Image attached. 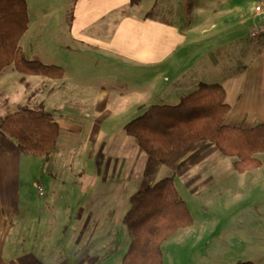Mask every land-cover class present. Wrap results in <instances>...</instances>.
Returning a JSON list of instances; mask_svg holds the SVG:
<instances>
[{
    "label": "crops",
    "instance_id": "crops-1",
    "mask_svg": "<svg viewBox=\"0 0 264 264\" xmlns=\"http://www.w3.org/2000/svg\"><path fill=\"white\" fill-rule=\"evenodd\" d=\"M194 1L186 24L182 0H167L166 7L162 0H75L64 39L59 24L32 28L30 19L20 40L25 56L32 59L36 42L43 63L55 64L47 60L62 55L73 63H59L65 69L60 79L20 74L12 65L0 73V122L15 95H25L31 84L51 85L40 102L60 113L57 147L47 158L21 153L15 140L0 133V264L105 263L112 253L103 255L101 247L114 245L131 196L165 177L189 208L188 197L207 209L222 189L254 205L260 212L245 216L246 226L255 223L245 252L253 264H264V152L257 154L262 165L246 172L236 170V157L208 141L161 162L124 131L152 105H177L201 83L225 89L227 125L264 122V33L252 36L264 26V14L256 12L264 0ZM171 5L178 7L172 10L177 18L153 14ZM80 56L83 69L74 65ZM194 227L195 221L165 242Z\"/></svg>",
    "mask_w": 264,
    "mask_h": 264
},
{
    "label": "trees",
    "instance_id": "trees-1",
    "mask_svg": "<svg viewBox=\"0 0 264 264\" xmlns=\"http://www.w3.org/2000/svg\"><path fill=\"white\" fill-rule=\"evenodd\" d=\"M132 4L140 0H131ZM194 0H182L181 19L188 24ZM30 24L27 0H0V73L13 66L20 74L60 79L65 69L28 59L20 40ZM230 112L221 84L201 83L177 105H152L142 115L124 125L149 158L165 162L173 152L200 141L218 146L226 156L236 157L235 168L246 172L262 165L264 122L251 128L230 126ZM0 133L16 141L25 155L49 157L57 147L60 124L45 107L9 113L0 122ZM125 215L130 246L122 264H165L162 245L180 229L190 227L194 218L186 201L170 177H165L130 198ZM236 264H253L239 261Z\"/></svg>",
    "mask_w": 264,
    "mask_h": 264
},
{
    "label": "rangeland",
    "instance_id": "rangeland-1",
    "mask_svg": "<svg viewBox=\"0 0 264 264\" xmlns=\"http://www.w3.org/2000/svg\"><path fill=\"white\" fill-rule=\"evenodd\" d=\"M74 1L75 0H27L31 27H38L43 22L59 24L61 29L58 34L61 39H64V26L68 24L71 16V14L68 13V9L72 8ZM162 1H164L165 7L170 4L167 3V0ZM64 6L67 7L61 14V12H59V7L62 9ZM165 7H163V9L154 10L153 14L161 15L168 19H175L179 16L172 12V10H176L178 7L171 5L168 12H163ZM36 45V42H34L33 50L30 51V57L34 60H39L41 54L35 49ZM75 51L77 56L82 54L79 49ZM62 56L47 61H51V63H55L56 65H59V63L64 65L73 63L72 59L70 60L68 57L65 58L64 55ZM74 65H77V68L81 67L83 69V57L80 56V61L77 60V62H74ZM50 89L51 85L31 84L25 95L17 93L15 95L17 99L14 98L16 101L13 100L12 103L7 105L9 107V113L34 107H44L43 102H40V100L43 96H47ZM35 95H38L37 98ZM34 97L36 99H33ZM47 99L46 97L45 101H47ZM26 100H28V106L25 104ZM58 113L59 112H57V115L56 112L53 113L54 119L57 121L60 120V113L59 115ZM67 115H65V119L63 120L67 121V119H69L68 116H70L79 118V121H81V119L85 121V118L81 115L77 117ZM79 121L77 123H79ZM65 140L66 138L63 135L59 142L61 146ZM70 143H72V141ZM36 157L37 156H33V158ZM43 183L47 185L45 181H43ZM45 189L46 187L43 186V190ZM222 191H224V195L220 197L216 196L215 202L211 199V201L207 203V209H204L201 204H199V200L197 201L196 198L193 199L192 197L186 196L182 191V196L190 199L189 203L195 221V227L188 231H184V234L179 237L177 236L163 243L166 264H236L239 261H249L250 256L245 252V249L247 247V241H250L252 238H247L246 234L254 229L255 223L253 227L246 226L245 216L250 213H259L260 211L257 212L254 205L250 208L248 200L241 199L238 201L229 190L222 189ZM252 202H255V198L252 199ZM252 241H255V238H253ZM129 246L130 237L126 225H124V227L120 225L114 245H110L107 248H105V246L101 247V249H103V255L107 254V252L112 253V255L108 254L109 257H107V261L105 260L106 262L103 264H122ZM102 259H105V256H103Z\"/></svg>",
    "mask_w": 264,
    "mask_h": 264
},
{
    "label": "built area",
    "instance_id": "built-area-1",
    "mask_svg": "<svg viewBox=\"0 0 264 264\" xmlns=\"http://www.w3.org/2000/svg\"><path fill=\"white\" fill-rule=\"evenodd\" d=\"M256 12L258 15H263L264 14V5L256 6ZM262 33H264V26H261L258 29L254 30L252 32V36H257V35L262 34ZM38 188L40 190V193L43 194L41 186H39Z\"/></svg>",
    "mask_w": 264,
    "mask_h": 264
}]
</instances>
